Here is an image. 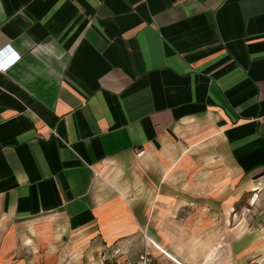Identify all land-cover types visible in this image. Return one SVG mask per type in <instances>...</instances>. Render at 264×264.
Masks as SVG:
<instances>
[{"label": "crops", "instance_id": "0c3cea01", "mask_svg": "<svg viewBox=\"0 0 264 264\" xmlns=\"http://www.w3.org/2000/svg\"><path fill=\"white\" fill-rule=\"evenodd\" d=\"M145 250L264 264V0H0V264Z\"/></svg>", "mask_w": 264, "mask_h": 264}, {"label": "built area", "instance_id": "2783aa9c", "mask_svg": "<svg viewBox=\"0 0 264 264\" xmlns=\"http://www.w3.org/2000/svg\"><path fill=\"white\" fill-rule=\"evenodd\" d=\"M1 66L6 67L7 65H1ZM112 264H163V263L158 259L154 258L150 252L145 250L136 259H125L122 261H116Z\"/></svg>", "mask_w": 264, "mask_h": 264}, {"label": "rangeland", "instance_id": "374dc122", "mask_svg": "<svg viewBox=\"0 0 264 264\" xmlns=\"http://www.w3.org/2000/svg\"><path fill=\"white\" fill-rule=\"evenodd\" d=\"M169 259H171V258H169ZM172 260V259H171ZM164 262H165V264H171L170 262H167L166 260H164Z\"/></svg>", "mask_w": 264, "mask_h": 264}]
</instances>
